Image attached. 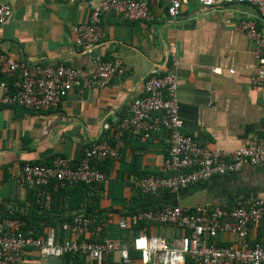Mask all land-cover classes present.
Here are the masks:
<instances>
[{"label":"crops","instance_id":"obj_1","mask_svg":"<svg viewBox=\"0 0 264 264\" xmlns=\"http://www.w3.org/2000/svg\"><path fill=\"white\" fill-rule=\"evenodd\" d=\"M12 7V15L0 23V52L28 62L63 63L87 68L94 54L125 65L106 87L74 88L57 108L34 111L0 103V213L22 220L24 233L55 242L70 236L63 229L76 213L90 218L87 238L118 241L128 251V260L115 250L102 261L84 254H44L27 246L21 264H160L155 255L142 259L134 246L138 236H154L178 246L192 229L167 222L139 225L133 211L163 205L194 208L208 204L225 209L238 200L264 196V162L246 164L240 170L214 175L180 188L144 193L135 188L137 179L162 176L170 146L169 132L160 129L148 138L125 131L115 137L116 121L130 114L133 99L144 93L147 77L154 70H174L178 76L179 112L183 131L208 147L235 150L253 137H264V80L252 84L258 60L241 21H253L264 34V16L252 4L232 2L205 6L199 0L183 2L180 15L168 14L169 0H150L149 20H126L114 12L100 16L103 38L93 53L76 45V28L89 23L87 0H0ZM177 48L173 65L171 46ZM2 76V75H0ZM4 76V75H3ZM107 139L118 143L121 156L103 164L106 179L86 190L81 206L71 208L74 195L32 186L22 176V166L51 162L64 156L79 161L84 148ZM74 197V199H73ZM26 218H22V217ZM126 226H121V222ZM252 243L264 242V220L249 228ZM236 234L220 232L207 243L229 245Z\"/></svg>","mask_w":264,"mask_h":264},{"label":"built area","instance_id":"obj_2","mask_svg":"<svg viewBox=\"0 0 264 264\" xmlns=\"http://www.w3.org/2000/svg\"><path fill=\"white\" fill-rule=\"evenodd\" d=\"M75 3L80 0H63ZM91 6L89 23L76 28L75 43L84 52L93 53L103 38L100 16L114 12L126 20H149L152 17L150 0H87ZM169 0L168 14L175 20L183 2ZM205 6L224 5L232 2H247L254 5L264 16V0H199ZM12 15L8 3H0V23ZM237 29L247 33L254 46L258 65L251 77L252 84L264 80V34L253 21H241ZM173 65H178L177 48L171 46ZM125 65L104 59L94 54L87 68H78L63 63L28 62L14 55L0 52V75L9 80L0 83V103L15 105L29 110L42 111L57 108L74 88L106 87L116 73L125 70ZM144 93L131 102L129 116L116 121L115 137L120 139L125 131L148 138L152 133L166 129L170 146L163 163L162 176L147 175L134 183L144 193L163 190L177 191L180 188L204 181L214 175L240 170L246 164L264 162V137H253L235 150L210 148L193 135L183 131L184 120L179 112L178 76L174 70L160 73L154 70L145 80ZM121 150L118 143L107 139L94 142L84 148L82 159L72 165L69 158L56 157L52 165L25 163L22 176L32 186L45 185L52 180L60 186H72L80 182L100 183L106 174L98 163L118 159ZM134 221L173 223L192 229L190 236H183L178 246L154 236H138L133 243L142 250V259L149 261L155 255L160 264H264V242L252 243L249 228L264 220V196L238 200L235 207L225 209L208 204L194 208L180 205H163L155 209L139 211L132 216ZM22 220L0 213V264H21L27 246L40 248L44 254H84L102 261L115 250L128 260V251L118 241L105 239L95 241L87 238L90 218L84 213L75 214L63 229L70 236L55 242L54 235L46 238L33 237L22 230ZM126 226V222H121ZM220 232L236 234L229 245L207 243L206 237H216Z\"/></svg>","mask_w":264,"mask_h":264},{"label":"trees","instance_id":"obj_3","mask_svg":"<svg viewBox=\"0 0 264 264\" xmlns=\"http://www.w3.org/2000/svg\"><path fill=\"white\" fill-rule=\"evenodd\" d=\"M8 78H6L5 76H0V83L4 80H7ZM9 80V79H8ZM10 83H13V80L10 79L9 80ZM56 158H54L51 162H31V163H39V164H47V165H52L54 160ZM82 159V158H81ZM80 159V160H81ZM73 162L75 165H77L79 162ZM109 160V159H107ZM106 160V161H107ZM105 163V161L103 162H100L98 163V167L102 170L103 168V164ZM72 164V162H71ZM24 165V164H23ZM73 165V164H72ZM95 184H98V183H85V182H80L76 185H72V186H60L56 181L52 180L51 182H49L48 184H45V185H39V186H36V187H39V188H42V189H49L50 191H53V195H55V197H59L60 195H62L63 193H67V195H74L75 196V199L76 201L73 203V204H70L71 208H76L78 209L81 204H82V201L84 198H86V190L89 188L90 185H95ZM74 199V197H73ZM139 211H142V210H139ZM139 211H133L132 214H131V220H132V216L133 214L139 212ZM10 217H13V218H17L15 217L14 215H11ZM23 219L26 218V217H22ZM134 222V220H132ZM134 223H137L139 225H142L144 223H146L145 220H140V221H137V222H134ZM23 232L24 231V228L22 229ZM70 254V253H69Z\"/></svg>","mask_w":264,"mask_h":264}]
</instances>
